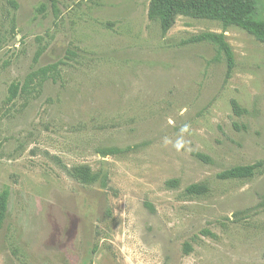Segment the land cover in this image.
Here are the masks:
<instances>
[{"label":"rangeland","instance_id":"obj_1","mask_svg":"<svg viewBox=\"0 0 264 264\" xmlns=\"http://www.w3.org/2000/svg\"><path fill=\"white\" fill-rule=\"evenodd\" d=\"M150 4L0 0V264H264V43Z\"/></svg>","mask_w":264,"mask_h":264},{"label":"trees","instance_id":"obj_2","mask_svg":"<svg viewBox=\"0 0 264 264\" xmlns=\"http://www.w3.org/2000/svg\"><path fill=\"white\" fill-rule=\"evenodd\" d=\"M149 15L160 23L163 31L170 30L176 24L177 18L183 16L218 21L224 28L239 27L264 43V0H151ZM192 42L215 44L225 54L228 65L232 68L234 64L233 53L223 34H203L193 38ZM50 69L51 67L44 69L42 73L48 75L52 72ZM53 69H57V66L55 65ZM28 79L29 82L32 81L31 76ZM28 86L29 83L24 86L23 90ZM19 90V86L12 87V98L17 96ZM261 165L259 163L251 166L235 167L219 174L218 177L222 180L248 179L255 176ZM74 176L86 184H92L98 179V176L93 174L89 167L76 168ZM168 184L176 187L177 181L174 180ZM187 191L191 194L204 192L197 185L189 187ZM9 197L10 192L8 189L0 195V228L7 215Z\"/></svg>","mask_w":264,"mask_h":264},{"label":"clouds","instance_id":"obj_3","mask_svg":"<svg viewBox=\"0 0 264 264\" xmlns=\"http://www.w3.org/2000/svg\"><path fill=\"white\" fill-rule=\"evenodd\" d=\"M189 130V125H185L182 129L181 132H187ZM170 143V141H168L167 139L165 140V144ZM173 147L177 150L180 151L182 149L185 148V141L183 140V138L181 137L180 139H178L175 144L173 145Z\"/></svg>","mask_w":264,"mask_h":264}]
</instances>
